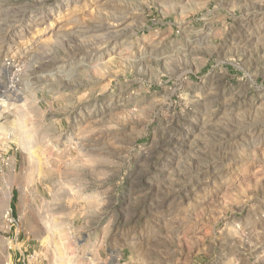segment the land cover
Returning a JSON list of instances; mask_svg holds the SVG:
<instances>
[{
	"label": "rangeland",
	"instance_id": "obj_1",
	"mask_svg": "<svg viewBox=\"0 0 264 264\" xmlns=\"http://www.w3.org/2000/svg\"><path fill=\"white\" fill-rule=\"evenodd\" d=\"M1 98L46 264H264V0H0Z\"/></svg>",
	"mask_w": 264,
	"mask_h": 264
},
{
	"label": "crops",
	"instance_id": "obj_2",
	"mask_svg": "<svg viewBox=\"0 0 264 264\" xmlns=\"http://www.w3.org/2000/svg\"><path fill=\"white\" fill-rule=\"evenodd\" d=\"M6 146H0V264L9 260L12 264H46L42 253V245L31 237L29 229H21L19 225L10 223L5 216L8 212L14 218L12 204L17 203L19 194L13 185L17 155L6 154ZM7 158L8 165H4ZM16 211V210H15ZM15 219V218H14ZM24 230V231H23ZM122 251V248H121ZM117 250L108 260L111 264H124V253Z\"/></svg>",
	"mask_w": 264,
	"mask_h": 264
},
{
	"label": "bare ground",
	"instance_id": "obj_3",
	"mask_svg": "<svg viewBox=\"0 0 264 264\" xmlns=\"http://www.w3.org/2000/svg\"><path fill=\"white\" fill-rule=\"evenodd\" d=\"M115 43L110 47V53H107L108 57L107 59H105V61L103 62L101 57H96L94 55H90L92 57H87V56H80V57H76V62L78 63V65H82L85 67H92L93 69H97L100 66L102 67V65L106 62H110V61H123L129 57H122L119 54H115L116 50H115ZM98 60L97 62H90L89 60ZM112 73H114V71H112ZM5 102V100L3 98L0 99V104H3ZM93 114H96V111L92 112ZM10 120V119H9ZM8 120V121H9ZM7 120H4L3 122H6ZM12 121V120H11ZM11 126V125H10ZM14 127V125H13ZM19 128V127H18ZM77 247L74 244H65L64 242L61 241H53L51 243V250L57 254H61V255H68L70 253H73L74 251H76ZM89 258V257H87Z\"/></svg>",
	"mask_w": 264,
	"mask_h": 264
},
{
	"label": "built area",
	"instance_id": "obj_4",
	"mask_svg": "<svg viewBox=\"0 0 264 264\" xmlns=\"http://www.w3.org/2000/svg\"><path fill=\"white\" fill-rule=\"evenodd\" d=\"M4 165H8V160H7V158L4 159ZM5 216L7 217L8 221H9L10 223H15V224H17L16 219L12 218V217L9 215L8 212L5 214ZM2 264H12V263H11L9 260H6V261H4Z\"/></svg>",
	"mask_w": 264,
	"mask_h": 264
}]
</instances>
